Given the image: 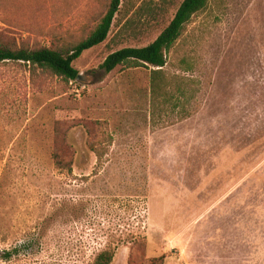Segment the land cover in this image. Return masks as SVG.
I'll list each match as a JSON object with an SVG mask.
<instances>
[{"label": "rangeland", "instance_id": "obj_1", "mask_svg": "<svg viewBox=\"0 0 264 264\" xmlns=\"http://www.w3.org/2000/svg\"><path fill=\"white\" fill-rule=\"evenodd\" d=\"M181 1L121 0L82 80L0 61V264H264V0H208L159 95L149 65L99 68ZM107 2L0 0V43L70 45Z\"/></svg>", "mask_w": 264, "mask_h": 264}, {"label": "trees", "instance_id": "obj_2", "mask_svg": "<svg viewBox=\"0 0 264 264\" xmlns=\"http://www.w3.org/2000/svg\"><path fill=\"white\" fill-rule=\"evenodd\" d=\"M120 2L121 0H108L105 12L92 30L82 39L70 45L14 47L0 43V61L28 64L32 69H40L43 73L57 76L65 82L75 81L79 72L73 65L74 61L84 51L105 41L114 16L119 10ZM207 3L208 0H182L169 23L152 41L143 46H126L111 52L99 65V68L110 72L118 65H124L126 68L149 65L152 67L151 91L153 95H159L161 87L156 76L162 72L166 64V53L181 35L185 24L195 13L205 8ZM90 147L98 160H101L103 153L98 150L96 143L91 144ZM54 159L58 164L61 163L56 155ZM18 253V248H13L11 251L0 250V260H9ZM112 259L113 252L102 250L94 256L90 264H110Z\"/></svg>", "mask_w": 264, "mask_h": 264}, {"label": "water", "instance_id": "obj_3", "mask_svg": "<svg viewBox=\"0 0 264 264\" xmlns=\"http://www.w3.org/2000/svg\"><path fill=\"white\" fill-rule=\"evenodd\" d=\"M82 78H83L82 74L79 73V74L77 75V80H82Z\"/></svg>", "mask_w": 264, "mask_h": 264}]
</instances>
